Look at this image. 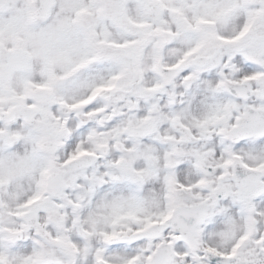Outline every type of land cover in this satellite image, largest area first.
<instances>
[{"label": "snow or ice", "instance_id": "obj_1", "mask_svg": "<svg viewBox=\"0 0 264 264\" xmlns=\"http://www.w3.org/2000/svg\"><path fill=\"white\" fill-rule=\"evenodd\" d=\"M0 264H264V0H0Z\"/></svg>", "mask_w": 264, "mask_h": 264}]
</instances>
